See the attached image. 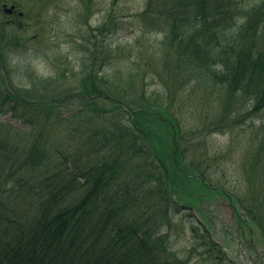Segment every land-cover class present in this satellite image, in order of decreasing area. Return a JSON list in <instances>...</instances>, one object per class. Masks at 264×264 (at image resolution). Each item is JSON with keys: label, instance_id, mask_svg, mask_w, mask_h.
Here are the masks:
<instances>
[{"label": "trees", "instance_id": "obj_1", "mask_svg": "<svg viewBox=\"0 0 264 264\" xmlns=\"http://www.w3.org/2000/svg\"><path fill=\"white\" fill-rule=\"evenodd\" d=\"M137 19L164 37L122 85L101 74L113 51L99 41L91 54L105 58L86 66L94 82L81 91L31 100L0 80V264H189L170 249L171 213L182 207L168 191L192 193L184 173L198 174V164L183 165L170 106L188 85L214 95L211 133L263 115L264 1L146 0ZM154 74L166 97L147 95ZM251 220L264 236L261 217ZM191 232L196 253L206 240ZM209 250L204 260L217 264L216 244Z\"/></svg>", "mask_w": 264, "mask_h": 264}, {"label": "rangeland", "instance_id": "obj_2", "mask_svg": "<svg viewBox=\"0 0 264 264\" xmlns=\"http://www.w3.org/2000/svg\"><path fill=\"white\" fill-rule=\"evenodd\" d=\"M2 4L7 7L13 5L15 12L7 15L0 10V55L6 70L5 79L0 72V80L6 85L11 84L31 100L75 93L93 83L94 77L89 73L93 67L86 66L99 64L105 58V53L96 60L91 54V44L96 41L104 46L102 52H105V47L107 51L110 48L113 51L107 62L109 65L101 74L122 85L128 78V71L137 73L148 61V54L160 47L159 42L164 37L157 32L159 28L151 30L150 25L146 26L137 19L145 8L146 0H0V8ZM102 24H105V29L98 33L97 27ZM93 31L102 36H94ZM85 47L90 50L86 51ZM133 61L140 65L138 69L131 66ZM137 80L139 82L140 76ZM162 80L155 74L145 78L149 97L155 94L166 97L167 90ZM175 94L170 113L178 122V149L183 165L198 164V174L184 173L192 193H176L171 186L168 191L177 208L182 207L174 216L171 213L172 224L167 231L170 249L177 257L188 258L189 264H211L204 258L206 254H214L209 250L210 243L214 241L220 247H216L218 254L215 259L222 258L223 254L226 256L217 264H232V260L237 259L233 244H228L221 232L211 228L207 220L209 216L205 217L201 210L195 208L194 196L202 193L205 198L213 197V211L234 229L229 202L214 189L218 193L229 194L237 202L252 231L258 233L251 217L257 213L263 225L264 150H255L259 141L254 130L258 128V132L262 126L264 128V113L231 130L211 133L207 128L215 114V96H205L202 90L190 88V85ZM78 109L80 103L75 101L67 111L71 113ZM1 118L3 123H12L8 116ZM153 127H160L165 138L172 139L163 126L153 122ZM167 144L169 150L168 140ZM194 176L203 179L202 182ZM202 204V208L207 206L211 212L208 201ZM247 210L251 212L247 213ZM215 226L222 228L219 223ZM191 227L206 240L196 253L189 252L194 243ZM207 235L212 242L209 243ZM255 235L256 247L264 252V238Z\"/></svg>", "mask_w": 264, "mask_h": 264}, {"label": "flooded vegetation", "instance_id": "obj_3", "mask_svg": "<svg viewBox=\"0 0 264 264\" xmlns=\"http://www.w3.org/2000/svg\"><path fill=\"white\" fill-rule=\"evenodd\" d=\"M205 213L214 214L208 210H205ZM208 216L214 217V215ZM234 216L235 214H232V217L237 220ZM216 219L218 221L217 217ZM224 231L223 235L230 243H234V254L237 259L232 260V264H264V256L254 244L253 231L247 224L243 225L242 219L235 221V228L232 230L225 223Z\"/></svg>", "mask_w": 264, "mask_h": 264}, {"label": "water", "instance_id": "obj_4", "mask_svg": "<svg viewBox=\"0 0 264 264\" xmlns=\"http://www.w3.org/2000/svg\"><path fill=\"white\" fill-rule=\"evenodd\" d=\"M12 10H13V6H11V7L8 8V9H5V12H6V13H11ZM0 59H1V58H0ZM2 70H3V67H2Z\"/></svg>", "mask_w": 264, "mask_h": 264}]
</instances>
